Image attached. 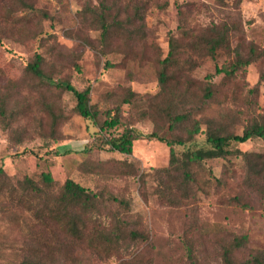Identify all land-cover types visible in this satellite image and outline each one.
Listing matches in <instances>:
<instances>
[{
	"label": "rangeland",
	"instance_id": "rangeland-1",
	"mask_svg": "<svg viewBox=\"0 0 264 264\" xmlns=\"http://www.w3.org/2000/svg\"><path fill=\"white\" fill-rule=\"evenodd\" d=\"M28 1L46 16L0 3V103L4 101L6 115L13 119L6 128L0 117V167L15 185L23 177L36 180L48 173L57 188L71 179L103 197L111 194L122 198L128 203L130 222L137 219L148 237L146 241L125 242L118 255L107 259L83 250L77 252L79 262L65 260V264H189L183 243L189 228L201 264H221L211 238L215 234L247 235L246 249L241 251L245 257L264 250V195L245 180L241 156L191 164L195 180L191 194L169 204L161 198L158 184L160 172L170 166V146L148 138L153 131L170 136L161 120L153 121L161 102L158 71L169 37L182 39L185 30L197 34L213 25H227L229 46L217 50L216 61L186 52L194 62L187 76L197 86L207 81L218 83L221 76L215 75L216 66L237 56L246 58L251 45L264 48V0H243L237 9L230 2L221 6L216 0ZM101 4L109 9V21H124L133 16L135 8L140 9L141 34L132 41H126L123 33L115 34L103 43L100 23L85 12L86 7L98 12ZM139 24L134 22V26ZM35 53L43 58L44 72L54 82H68L76 90L89 85L93 108L103 102L105 94L115 91L120 96L130 89V103L121 104L118 96L106 103L110 108L120 107L119 126L101 132L104 116L97 124L79 116L71 92L32 77L25 67ZM260 72H264V60L249 64L238 74V87L220 92L219 101L238 114L235 133H240L246 121L264 115ZM211 109L214 113L218 107L214 104ZM206 113L196 110L194 119ZM128 127L140 134L130 154L97 148L101 137L118 136ZM194 140L202 145L203 134ZM187 147L190 145L172 148L180 156ZM234 147L241 152L263 151L259 138ZM235 196H242L245 206L231 202ZM34 224L30 213L10 206L0 195V264L20 263ZM60 260L64 261L62 256Z\"/></svg>",
	"mask_w": 264,
	"mask_h": 264
},
{
	"label": "trees",
	"instance_id": "trees-1",
	"mask_svg": "<svg viewBox=\"0 0 264 264\" xmlns=\"http://www.w3.org/2000/svg\"><path fill=\"white\" fill-rule=\"evenodd\" d=\"M216 1L221 6L230 2L232 7L237 9L243 0ZM0 3L18 6L27 13H41L28 0H0ZM86 11L92 14L94 22L100 23L101 39L105 44L114 38L115 34L120 36V33L125 35L126 41H132L136 35L141 34L144 27L143 16L138 8H135L133 16H126L124 21L116 18L109 21L107 16L109 9L102 4L98 12L89 7L85 8ZM41 14L46 16L45 13ZM136 21L140 23L139 26H134ZM229 31L230 28L222 24L213 25L197 34L185 30L182 39L170 36L166 57L160 62L158 96L161 97V102L157 105L153 121L161 120L164 123V130H167L170 136L165 138L153 131L148 138L170 146L171 167L160 172L162 175L158 184L161 198L169 204H176L191 194L195 183L190 170L191 164L213 159L227 160L236 156H241L245 163V180L251 184L252 189L255 188L261 196L264 195V115L246 121L240 133H235L233 126L238 121V114L232 113L226 102L218 99L222 89L227 91L231 90L232 86H239L235 79L249 64L264 60V48L257 49L251 45L246 58L237 56L232 62L221 67L216 66L215 75L221 76L218 83L207 81L197 86L195 81L187 76L194 62L186 52L216 61L217 50H225L229 46ZM43 67V58L35 53L25 69L35 79L51 87L71 92L76 101L74 110L79 116L94 124L104 116L105 119L99 126L101 132H108L119 126L120 107L110 108L106 103L114 96L120 97L121 104L130 103L133 94L130 89L124 90L120 96L115 91L105 94L103 102L93 108L90 105L89 85L82 90H76L68 82L61 85L54 82L44 72ZM206 78L210 79L211 76ZM262 81L264 72L259 73V82ZM214 104L218 109L213 113L211 106ZM196 110H207L208 113L195 120ZM0 117L8 128L9 122L13 119L6 115L4 101L0 103ZM51 117L55 121L54 116ZM199 133L204 137L202 145H197L194 140ZM139 137L140 134L132 128H124L118 136L105 139L101 137L97 148L130 154L133 141ZM254 138L262 140V153L241 152L234 147ZM186 144L190 147H187L180 156L172 148ZM115 163L127 165L120 161ZM165 177L166 181L163 180ZM0 195L5 196L10 206L30 213L35 223L27 237V243L23 245L27 253L21 257L19 264H65V260L71 262L80 260L77 258V252L83 250L107 259L118 255L125 242L146 241L148 238L140 230L137 219L130 222L128 203L124 199L111 194L103 197L102 193L88 190L71 179L65 180L57 188L51 175L44 173L36 180L23 177L22 182L15 185L0 167ZM242 200V196H235L231 202L245 206ZM192 235L189 228L183 236L187 260L189 264H201L192 244ZM211 238L217 246L221 264H264V250L252 251L246 257L241 253L247 245L245 234H215L211 235ZM61 256L64 261L60 260Z\"/></svg>",
	"mask_w": 264,
	"mask_h": 264
}]
</instances>
